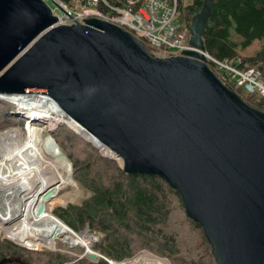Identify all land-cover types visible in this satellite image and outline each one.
Listing matches in <instances>:
<instances>
[{
  "label": "water",
  "instance_id": "water-1",
  "mask_svg": "<svg viewBox=\"0 0 264 264\" xmlns=\"http://www.w3.org/2000/svg\"><path fill=\"white\" fill-rule=\"evenodd\" d=\"M211 13L212 0H204L192 16L193 47L205 50ZM58 20L47 0H0V93L48 94L126 171L166 179L204 229L217 264H264V111L198 51L154 57L112 22ZM10 194L0 189L2 213Z\"/></svg>",
  "mask_w": 264,
  "mask_h": 264
},
{
  "label": "trees",
  "instance_id": "trees-1",
  "mask_svg": "<svg viewBox=\"0 0 264 264\" xmlns=\"http://www.w3.org/2000/svg\"><path fill=\"white\" fill-rule=\"evenodd\" d=\"M62 1L74 9H82L88 2ZM203 4L204 0H178V12L184 8L188 26ZM203 38L210 54L229 59L244 70L258 68L264 82V0H212ZM222 80L250 105L264 111L263 96L247 92L231 79ZM6 115L0 108V117ZM4 122L7 127V119ZM69 128L60 130L54 139L72 162L73 178L83 198L58 209L61 220L76 232L88 227L91 232L103 233L93 249L118 262L147 250L169 258L172 264H217L204 229L187 215L176 188L160 175L126 171L117 159L103 156L93 143ZM178 220L182 222L180 230ZM9 240L0 238L2 264H109L103 257L93 261L60 251L32 252L35 250ZM83 252L81 248L77 254Z\"/></svg>",
  "mask_w": 264,
  "mask_h": 264
},
{
  "label": "bare ground",
  "instance_id": "bare-ground-1",
  "mask_svg": "<svg viewBox=\"0 0 264 264\" xmlns=\"http://www.w3.org/2000/svg\"><path fill=\"white\" fill-rule=\"evenodd\" d=\"M107 1L109 3L107 8L115 13L114 16L124 15L127 10L132 14L138 13L136 7L130 6V0ZM32 92L18 94L21 96L18 99L21 109L24 110L19 111L25 112L27 122L29 121L28 133L19 127H11L5 132L0 131V175L3 187L11 189L12 192L4 201L6 213L1 211L0 213L9 223L13 222V229H17L15 231L30 235L50 219L65 225L54 215L53 207L60 203L58 194L61 190L69 185L77 186L72 175V163L65 154L61 155L63 151L50 132L59 125L66 124L104 152L109 155L112 153L107 147L100 145L81 125L68 117L51 97L31 94ZM45 130H49V134ZM119 159L123 163V159ZM49 191L53 194L45 199L44 194ZM18 199L21 201L26 199L25 204L18 205ZM40 203L44 204V208L39 214L37 207ZM65 228L69 230L66 225ZM79 235L77 238L68 236L65 243L69 240L90 247L92 238L88 234ZM118 264L170 263L164 258L144 252L129 263Z\"/></svg>",
  "mask_w": 264,
  "mask_h": 264
},
{
  "label": "built area",
  "instance_id": "built-area-1",
  "mask_svg": "<svg viewBox=\"0 0 264 264\" xmlns=\"http://www.w3.org/2000/svg\"><path fill=\"white\" fill-rule=\"evenodd\" d=\"M47 1L53 4L55 3L53 0ZM55 1L80 23H84V19H86L87 17H97L122 27L124 30L128 31L138 40H140V42L144 45L148 52L154 57L168 58L172 56L182 55L184 50L198 51L205 55V57L207 58V64L219 75V77H224L225 79L227 78L229 80L231 79L232 81L236 82L238 86L244 87L247 92L258 93L264 97V82L261 80V71L258 68H250L247 70L241 69L237 64L233 63L229 59H220L216 56H213L208 51L193 47L190 44V26H187L186 24L184 26H181L179 21L177 20L178 0H130V6L136 7L138 13L132 14L130 10H127L124 15L120 16H112L107 12V9L105 12L104 9L99 8V5H101V3H103L107 8L109 5L107 0H88V2L85 4V6H83L82 9H74L65 4L62 0ZM57 3L54 4L56 7L52 8L54 14L59 18L58 24L71 25L74 23H78ZM58 9L60 10V13L57 12ZM18 94L19 93H0V101L9 102L10 104L15 106V109H17V112L19 114L26 115L25 112L21 113L19 111L22 109L21 103L17 98ZM31 94L48 95L37 90H34ZM27 123H29V121L27 122L26 120V124ZM2 181L3 180L0 175V189L10 190L3 187ZM25 202L26 199L23 200L24 204ZM9 230L15 231L17 229H13V222L9 223L0 213V233L4 232L6 235V232ZM70 232L72 237L77 238L78 236H80L79 234H88L93 240L90 247L83 245L85 248H89V250L84 251V253L82 255H79V257H82L84 255L88 256V252L95 251L93 249V246L100 240V237L97 233L88 232V229L86 231H82L81 233L75 232L73 229L70 230ZM48 248L53 249L55 247L48 246ZM91 248L92 250H90ZM99 255L100 257L108 260L109 264L118 262L104 257L103 255H101V253H99ZM129 259H126L124 261H127Z\"/></svg>",
  "mask_w": 264,
  "mask_h": 264
},
{
  "label": "rangeland",
  "instance_id": "rangeland-1",
  "mask_svg": "<svg viewBox=\"0 0 264 264\" xmlns=\"http://www.w3.org/2000/svg\"><path fill=\"white\" fill-rule=\"evenodd\" d=\"M185 3H186V0H185ZM50 4L52 5V7H54V8L56 7L53 3H50ZM101 6L105 7V5L103 3H101ZM104 10L106 12V7L104 8ZM57 12L60 13V10L58 9ZM180 12H181V14H180ZM180 12L177 13V15H178L177 20L179 21L181 26H184L185 24L188 26V24L185 21L186 17L184 15V8H182L180 10ZM89 18H92V17H87L86 19H89ZM190 28H191V26H190ZM20 97L21 96L17 95L18 99H20ZM14 107L15 106L10 105L8 103L0 102V108H1L2 112L7 114L6 115L7 118L5 116L0 117V131L3 132V131L8 130L11 127L16 126V127L21 128L22 130L24 129L23 131L28 133L27 127H29V125L26 124V120H27L26 116L23 114L22 115L21 114L15 115V114H18V112H17V109H14ZM10 110H11V112H10ZM4 119L5 120L7 119V127H6V124L4 122ZM41 127H43V126H39V128H41ZM64 128H69V127L66 124H61L55 130L53 129L52 133L51 132L50 133L52 134V136L54 138L55 134L59 133L60 130H65ZM71 130H73V129L71 128ZM45 132L47 134H49V130H45ZM55 142H56V140H55ZM56 143H58V141ZM96 148L99 150V152L103 156L110 157L104 151H101L100 148H98V147H96ZM72 172H73V167H72ZM87 194L89 195V192H87ZM82 198H83V192L79 189L78 185L77 186L69 185L67 188H64L58 194V201L60 203L53 207L54 215L56 217H58L59 220L67 226V224L63 220L60 219L61 217L57 215L56 211L58 209H61V208H66L68 203H70V202H73V203L79 202L82 200ZM22 219L24 220V218H22ZM178 223H179V229L178 230H180L182 222L180 220H178ZM65 225L63 226L61 223L56 222L54 219H50L42 227L38 228L33 235H30L29 233H20L18 231L9 230V231H7L6 235L4 232L0 233V238L2 240L3 239L4 240L10 239L9 241H11V242L13 240V241H16V242H19L22 244L27 243L25 245L32 247L33 248L32 250H35L32 252L44 253L47 250H52V251H60L62 253L64 252V254L68 253V255L73 254L75 256L74 252L77 253V252L81 251V248H83L84 250L86 248L81 244L71 248L65 243L66 238L68 236H71V232L69 230H67V228H65ZM87 228L88 227H86L85 229H87ZM88 232H91V231H88ZM78 233H81V232H78ZM96 233L99 235L100 240H101V238H103L104 234L101 232H96ZM89 234H91V233H89ZM67 241L69 244H75L69 240H67ZM13 243H15V242H13ZM28 244H30L32 246H30ZM194 245L195 244L193 243L192 246H194ZM48 246L55 247V248L49 249ZM21 247H23V246H21ZM38 247H40V248H38ZM28 249H30V248H28ZM70 252H73V253H70ZM146 252H147V250H146ZM149 253H150V251H149ZM142 254H144V252ZM138 256L139 255H135V256H133L132 259H129V260L123 261V262H114L113 264L129 263V262L133 261V259L137 258ZM161 258H163V257H161ZM164 259L168 260L169 263L172 264L171 261L169 260V258L164 257Z\"/></svg>",
  "mask_w": 264,
  "mask_h": 264
},
{
  "label": "crops",
  "instance_id": "crops-1",
  "mask_svg": "<svg viewBox=\"0 0 264 264\" xmlns=\"http://www.w3.org/2000/svg\"><path fill=\"white\" fill-rule=\"evenodd\" d=\"M12 240V239H11ZM13 241V240H12ZM14 242V241H13ZM16 243V242H15ZM18 245H20V246H22L21 244H19V243H17ZM78 246V245H77ZM24 247V246H23ZM25 248H29V247H25ZM30 249H33V248H30ZM50 249V248H49ZM71 249V248H70ZM85 251V250H84ZM70 253H73V252H70ZM84 253V252H83ZM82 253V254H83ZM74 254H75V256H77V257H79V255H82V254H78V255H76V253L74 252ZM84 256H86V255H84ZM84 256H82V257H84ZM82 257H79V258H82ZM86 257H88V256H86ZM89 258V257H88ZM89 259H91V258H89ZM91 260H93V259H91ZM93 261H95V260H93ZM98 261V260H97Z\"/></svg>",
  "mask_w": 264,
  "mask_h": 264
},
{
  "label": "clouds",
  "instance_id": "clouds-1",
  "mask_svg": "<svg viewBox=\"0 0 264 264\" xmlns=\"http://www.w3.org/2000/svg\"><path fill=\"white\" fill-rule=\"evenodd\" d=\"M51 6H52V5H51ZM18 114H19V113H18ZM96 147H97V146H96ZM98 148H99V147H98ZM100 150H101V149H100ZM107 155H108V154H107ZM86 230H87V229H86ZM86 230H85V231H86ZM88 231H89V229H88ZM96 252H97V251H96ZM144 252H146V251H144ZM75 253H76V252H75ZM98 253H99V252H98ZM142 253H143V252H142ZM142 253H141V254H142ZM76 254H77V253H76ZM138 255H140V254H138ZM99 258H100V256H99Z\"/></svg>",
  "mask_w": 264,
  "mask_h": 264
}]
</instances>
